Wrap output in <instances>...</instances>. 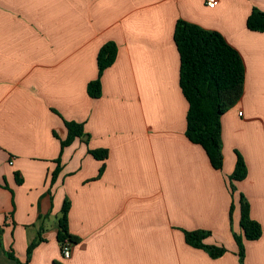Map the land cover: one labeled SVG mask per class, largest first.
<instances>
[{"label": "crops", "instance_id": "crops-1", "mask_svg": "<svg viewBox=\"0 0 264 264\" xmlns=\"http://www.w3.org/2000/svg\"><path fill=\"white\" fill-rule=\"evenodd\" d=\"M253 9L264 0H0V264L25 263L40 239L29 264H239L230 209L243 234L241 195L263 231L244 241L245 264H264V33L247 27ZM178 20L219 32L245 65L222 117L221 170L186 137ZM108 42L118 57L94 99L87 87ZM65 122L87 136L62 149ZM101 149L104 161L90 153ZM236 153L248 175L232 198ZM65 201L81 240L69 260L57 239ZM194 231L226 254L189 246Z\"/></svg>", "mask_w": 264, "mask_h": 264}, {"label": "trees", "instance_id": "trees-1", "mask_svg": "<svg viewBox=\"0 0 264 264\" xmlns=\"http://www.w3.org/2000/svg\"><path fill=\"white\" fill-rule=\"evenodd\" d=\"M247 27L251 31L264 33V12L253 9L247 20ZM174 41L180 55V88L188 102L186 137L196 145L201 146L216 170H221L224 164L222 141V117L230 111L240 89L245 82L244 62L224 37L216 31H208L195 24L178 20L174 31ZM118 57V46L114 42L106 43L99 51L97 57L98 78L88 84L87 92L91 98L98 99L102 96V76ZM68 137L62 142V149L70 146L76 139L86 137L83 124L65 122ZM92 156L104 161L108 158L107 150H92ZM237 161L233 174L230 177L232 198L236 192L235 182L247 178L248 169L242 155L236 153ZM52 174L54 184L61 172V165ZM103 172L101 169L100 173ZM235 206L232 201L230 216L233 217ZM70 203L65 201L61 216L58 220V242L63 247L65 244L77 245L80 238L73 236L69 231ZM240 226L247 241H257L262 235V226L251 218L250 204L244 195L240 198ZM2 230L0 228V236ZM210 235L201 231L185 232L186 243L196 249L204 250L212 259H218L226 254L224 247L207 245L204 241ZM234 239L239 247V264H245L246 250L241 236L234 234ZM40 240L33 241L27 249L29 264L33 252ZM1 247V237H0ZM10 259L17 258L13 252H7Z\"/></svg>", "mask_w": 264, "mask_h": 264}, {"label": "built area", "instance_id": "built-area-1", "mask_svg": "<svg viewBox=\"0 0 264 264\" xmlns=\"http://www.w3.org/2000/svg\"><path fill=\"white\" fill-rule=\"evenodd\" d=\"M206 5L210 9L216 8L218 5V0H206ZM62 255L65 260H69L72 256V245L71 244H65L62 247Z\"/></svg>", "mask_w": 264, "mask_h": 264}, {"label": "rangeland", "instance_id": "rangeland-1", "mask_svg": "<svg viewBox=\"0 0 264 264\" xmlns=\"http://www.w3.org/2000/svg\"><path fill=\"white\" fill-rule=\"evenodd\" d=\"M234 206H235V204H234ZM236 208H238V205L236 206ZM236 208L234 209V212H233V217H232V220H231V216H230V222H231V231H232V235H233V237H234V234H237L238 236H241L242 238H243V240L244 241H246L245 240V238H244V234H240L239 232H235L234 231V228H233V221H234V214H235V210H236ZM201 232H205V233H210L209 231H201ZM210 236V235H209ZM208 236V237H209ZM235 240V239H234ZM236 242V241H235ZM244 244H245V242H244ZM236 245H237V243H236ZM237 247H238V245H237ZM237 254H239V247H238V252H237ZM238 258H239V256H238Z\"/></svg>", "mask_w": 264, "mask_h": 264}]
</instances>
